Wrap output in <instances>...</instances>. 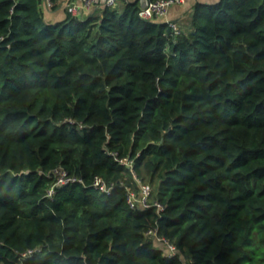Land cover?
Masks as SVG:
<instances>
[{"label":"trees","instance_id":"obj_1","mask_svg":"<svg viewBox=\"0 0 264 264\" xmlns=\"http://www.w3.org/2000/svg\"><path fill=\"white\" fill-rule=\"evenodd\" d=\"M189 20L0 0V264H264V0ZM57 166L83 182L48 198ZM136 179L161 211L128 206Z\"/></svg>","mask_w":264,"mask_h":264},{"label":"built area","instance_id":"obj_2","mask_svg":"<svg viewBox=\"0 0 264 264\" xmlns=\"http://www.w3.org/2000/svg\"><path fill=\"white\" fill-rule=\"evenodd\" d=\"M131 1L138 3V15L143 19H156L166 22L172 29L174 34L181 32V26L174 20L168 19L169 9L172 5L182 4L185 0H60L61 6L72 17L82 18L87 11L99 9L103 7L116 8ZM56 5V0H40V8L50 9ZM81 127L82 125L79 124ZM119 162L126 164L132 168V161L126 157L118 158L116 152H111ZM52 183L46 189L45 196L52 198L56 187L64 186L74 182H83L76 175L69 174L61 166L54 167L51 170ZM138 188L131 189L127 187L126 203L132 209H145L147 207H155L156 212L164 208V204L159 201H152L150 198L151 188L147 182L136 179ZM92 185L102 192H110L113 183H107L101 176L95 175L92 179ZM144 235L152 239L158 244L163 255L172 257L177 254L176 244L159 231L158 223L155 221L144 230ZM31 250L23 252L22 256H26ZM181 264H188L182 259Z\"/></svg>","mask_w":264,"mask_h":264},{"label":"crops","instance_id":"obj_3","mask_svg":"<svg viewBox=\"0 0 264 264\" xmlns=\"http://www.w3.org/2000/svg\"><path fill=\"white\" fill-rule=\"evenodd\" d=\"M215 0H185L182 4L172 5L169 9L168 19L176 21L182 28V30H186L190 25L189 17L193 13V5L195 2H212ZM122 6V5H120ZM43 17L46 21H56L60 20L65 15V10L60 4V0H56V5L53 9L41 8ZM92 9L87 11L85 15L94 11Z\"/></svg>","mask_w":264,"mask_h":264},{"label":"rangeland","instance_id":"obj_4","mask_svg":"<svg viewBox=\"0 0 264 264\" xmlns=\"http://www.w3.org/2000/svg\"><path fill=\"white\" fill-rule=\"evenodd\" d=\"M54 7L50 8V9H53Z\"/></svg>","mask_w":264,"mask_h":264}]
</instances>
